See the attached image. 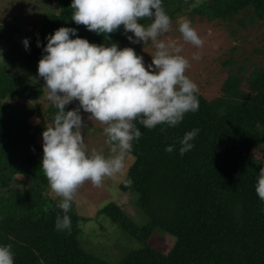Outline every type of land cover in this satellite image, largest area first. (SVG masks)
<instances>
[{"label":"trees","instance_id":"16d2710c","mask_svg":"<svg viewBox=\"0 0 264 264\" xmlns=\"http://www.w3.org/2000/svg\"><path fill=\"white\" fill-rule=\"evenodd\" d=\"M57 2L56 11L34 25L27 50L18 28L0 38V245L12 246L14 264H264V202L255 191L264 161L253 154L264 142V65L247 55L223 60L229 68L220 93L198 92V111L186 113L176 127L147 129L135 122L142 135L133 141V159L118 186L139 216L116 201L99 208L122 235L113 238L122 249L119 257L83 243L91 229L82 227L88 218L75 202L68 213L71 230H56V217L63 215L56 207L60 198L40 169L42 132L57 111L37 72L46 37L69 27L97 45L122 49L134 45L127 36L135 39L122 26L108 36L88 31L71 20L72 0ZM15 3L8 0V6ZM162 5L173 26L195 18L224 23L241 13L264 22V0H162ZM193 129H199L194 147L181 156L179 141ZM169 145L171 153L165 151ZM157 232L172 236L168 250L152 243Z\"/></svg>","mask_w":264,"mask_h":264},{"label":"clouds","instance_id":"9594fccd","mask_svg":"<svg viewBox=\"0 0 264 264\" xmlns=\"http://www.w3.org/2000/svg\"><path fill=\"white\" fill-rule=\"evenodd\" d=\"M70 8L71 20L88 31L108 36L122 26L125 34H134L135 39L127 36L129 41L145 45L150 42L155 52L152 63L145 67L143 57L133 48L90 43L79 37L75 28L60 27L46 37V54L38 61L37 72L45 82L47 99L57 111L42 132L40 169L50 190L60 198L56 207L63 215L56 217L57 231L71 230L68 213L81 186L90 182L99 188L105 178L123 172L133 141L142 135L135 122L147 129L158 125L176 127L186 113L199 109V89L186 75L190 63L180 54L182 46L160 39L172 24L162 0H72ZM145 19L151 23L140 22ZM178 31L184 42L203 47L204 41L191 21L184 19ZM22 42L27 50L28 39ZM192 59H199V55L194 54ZM73 101L79 102L78 108L65 111ZM81 109L90 114L89 120L104 125L108 155L103 149L92 148L89 152L82 134L85 125ZM198 132L193 129L179 141L181 156L194 147L191 141ZM165 151L173 152L174 146H167ZM124 183L131 186L133 181L125 179ZM255 191L264 202V167L258 173ZM0 264H14L10 244L0 245Z\"/></svg>","mask_w":264,"mask_h":264},{"label":"rangeland","instance_id":"374dc122","mask_svg":"<svg viewBox=\"0 0 264 264\" xmlns=\"http://www.w3.org/2000/svg\"><path fill=\"white\" fill-rule=\"evenodd\" d=\"M15 2V5L9 4L10 6H8V0H0V25H2L0 38L1 36L11 37V32L13 33L18 28L16 36H22V41L25 38L29 40L33 34L34 25L40 16L44 13L54 12L59 7L57 0H15ZM187 20L191 21L192 27L204 41L203 47L196 48L190 43L184 42L178 31L179 24L177 26L171 25L170 31L162 35L160 39L175 41L182 46L180 54L187 58L190 63L186 75L197 84L198 92L204 93L207 97H213L220 93V85L229 68L228 65L223 64V60L229 57L233 60H240L247 55L264 65V53L254 54L253 52L256 47H263L264 50V43L262 42L264 22L253 13L238 14L234 18H228L224 23L200 20L199 18ZM182 21L180 20V23ZM2 43L3 40L0 39V49H2ZM232 47H234L233 50H231ZM131 48L135 50L137 55L143 57L145 67L152 63L151 55L154 54L155 48L150 42L147 45L143 42L134 43ZM194 54H198L199 59H192ZM69 105H66V111L78 108V106L68 108ZM80 115L85 125L82 128V134L89 152L92 148H96L98 151L103 149L104 154L108 155L109 148L105 143L107 138L103 134L104 125L98 121L89 120L90 114L85 113L82 109ZM253 154L256 158L264 161V142L254 148ZM132 159L133 155L128 153L122 173L111 178H105L103 186L99 188L94 187L90 182H86L78 190L74 199L78 213L88 218L82 222V227L91 229L84 235V238L81 237L83 243H87L103 254L105 249H109L110 255L119 257L122 249H120V244V248L113 244L115 241L113 238L116 239L122 235L111 219L99 212V208L110 201H116L124 204L130 215L135 218L139 216L137 213L140 210L135 208L132 201L126 199L128 193L122 192L118 186ZM154 236L151 239L152 243L158 245L163 251L168 250L173 242L170 235L157 232V235ZM100 238L104 239L99 240ZM96 240L100 242L96 243Z\"/></svg>","mask_w":264,"mask_h":264},{"label":"water","instance_id":"95a60500","mask_svg":"<svg viewBox=\"0 0 264 264\" xmlns=\"http://www.w3.org/2000/svg\"><path fill=\"white\" fill-rule=\"evenodd\" d=\"M77 102H78V101H73V102H71L70 105L68 106V108L73 107L75 104H77Z\"/></svg>","mask_w":264,"mask_h":264}]
</instances>
